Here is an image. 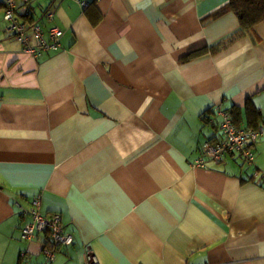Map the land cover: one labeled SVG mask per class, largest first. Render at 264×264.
<instances>
[{
	"label": "crops",
	"instance_id": "obj_1",
	"mask_svg": "<svg viewBox=\"0 0 264 264\" xmlns=\"http://www.w3.org/2000/svg\"><path fill=\"white\" fill-rule=\"evenodd\" d=\"M6 1L0 264L43 261L45 233L21 239L38 195L73 238L51 264H264V140L251 166L202 152L219 110L264 121V20L238 35L229 0H12L31 47L34 26L62 31L34 56L6 33Z\"/></svg>",
	"mask_w": 264,
	"mask_h": 264
},
{
	"label": "built area",
	"instance_id": "obj_2",
	"mask_svg": "<svg viewBox=\"0 0 264 264\" xmlns=\"http://www.w3.org/2000/svg\"><path fill=\"white\" fill-rule=\"evenodd\" d=\"M27 2V0H24ZM8 10L4 15L6 22V33L13 34L23 47L22 50L32 55H39L42 51L48 49H56L62 36V31L58 28L49 30V40H45L40 26L32 28L33 33L40 42L37 48L28 44L29 37L27 28L20 23L14 16L15 4L12 0L6 2ZM85 4L83 3V6ZM48 19L52 18V14L46 13ZM221 121L219 123L220 140L206 141L202 145L204 157L214 161H219L226 154H237L242 161L251 166L254 163V146L259 140H264V122L257 129H243L238 127L229 112L219 110ZM203 159L197 161V165H201ZM260 178L264 180V170L258 173ZM254 174V176H258ZM29 220L21 229V239L23 241L32 240L36 234L45 233V243L42 249L44 262L42 264H51L58 249L72 244L73 238L69 233L64 232L62 218L59 213H51L43 215L40 212V196H36L31 203V208L27 213ZM24 255H22L23 257ZM85 264H99L96 257L92 253H88Z\"/></svg>",
	"mask_w": 264,
	"mask_h": 264
},
{
	"label": "trees",
	"instance_id": "obj_3",
	"mask_svg": "<svg viewBox=\"0 0 264 264\" xmlns=\"http://www.w3.org/2000/svg\"><path fill=\"white\" fill-rule=\"evenodd\" d=\"M21 1L25 5L30 3L29 0H27V2H25L24 0ZM7 10L8 7L6 4L4 15ZM221 11H232L236 15L239 24V32L237 34L244 35L252 31L256 25L260 24L264 20V0H229ZM14 16L18 20L16 15V7L14 9ZM260 125H258L254 129H257ZM43 262H44V255H43V261L39 264H42Z\"/></svg>",
	"mask_w": 264,
	"mask_h": 264
}]
</instances>
